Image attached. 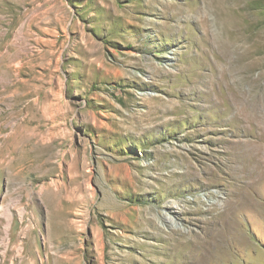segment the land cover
<instances>
[{
	"label": "rangeland",
	"instance_id": "obj_1",
	"mask_svg": "<svg viewBox=\"0 0 264 264\" xmlns=\"http://www.w3.org/2000/svg\"><path fill=\"white\" fill-rule=\"evenodd\" d=\"M209 262L264 264V0H0V264Z\"/></svg>",
	"mask_w": 264,
	"mask_h": 264
},
{
	"label": "bare ground",
	"instance_id": "obj_2",
	"mask_svg": "<svg viewBox=\"0 0 264 264\" xmlns=\"http://www.w3.org/2000/svg\"><path fill=\"white\" fill-rule=\"evenodd\" d=\"M165 209L167 210V211H170V212H175V209H174V205L172 204V203H169V204H166L165 205ZM210 263V262H209ZM212 263V262H211ZM210 263V264H211Z\"/></svg>",
	"mask_w": 264,
	"mask_h": 264
}]
</instances>
